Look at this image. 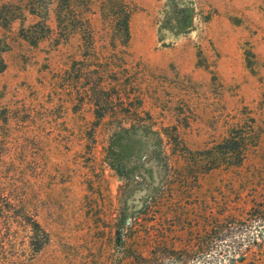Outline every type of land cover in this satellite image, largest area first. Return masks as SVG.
<instances>
[{"label": "rangeland", "instance_id": "rangeland-1", "mask_svg": "<svg viewBox=\"0 0 264 264\" xmlns=\"http://www.w3.org/2000/svg\"><path fill=\"white\" fill-rule=\"evenodd\" d=\"M170 2L0 0L13 18L0 28L7 264H112L135 221L166 228L175 249L217 222L225 239L190 264H222V251L264 264V0H188L186 30L164 24ZM234 132L250 145L241 165L186 163Z\"/></svg>", "mask_w": 264, "mask_h": 264}, {"label": "trees", "instance_id": "trees-1", "mask_svg": "<svg viewBox=\"0 0 264 264\" xmlns=\"http://www.w3.org/2000/svg\"><path fill=\"white\" fill-rule=\"evenodd\" d=\"M6 8V5L0 6V28L8 27L13 22V18L8 12H2ZM170 10V15L164 24L167 27L176 26L181 30L188 29L191 25L192 14L191 4L188 0H171ZM31 11L30 14H33V10ZM118 13L120 22L117 25L123 30V43L127 44L130 38V11L120 6ZM45 29L49 31L48 28L45 27ZM28 41L35 44L37 40L34 38ZM237 133L234 132V136L232 134L228 139H224L218 147L212 146L207 150L193 153L187 150L185 153L190 157L185 159L186 163L190 165L191 169L196 168V174H205L222 163L234 166L241 165L250 145ZM230 159H234V162ZM28 226L30 228L29 233H31L28 247L35 248V252H38L42 249V240L47 234L37 223L33 222ZM228 227L215 222L209 228L196 231L183 243L181 248L175 249L166 244V228L163 227L158 230L153 224L142 226L135 221L117 230L116 244L119 254L117 261L112 262V264H160L167 259L177 261L178 264H190V261L202 259V257L209 259L216 243L225 239L222 237H224L223 233L228 232ZM222 253H224V258L221 257L223 258L222 264L243 261L242 256L237 259L230 258L229 251L227 253L222 251ZM7 261L6 258L0 256V264H7ZM204 264H216V262L207 261Z\"/></svg>", "mask_w": 264, "mask_h": 264}]
</instances>
